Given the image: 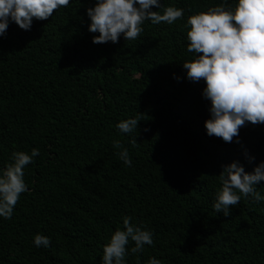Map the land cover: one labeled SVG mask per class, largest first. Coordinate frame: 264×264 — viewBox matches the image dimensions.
Returning <instances> with one entry per match:
<instances>
[{"label": "trees", "instance_id": "trees-1", "mask_svg": "<svg viewBox=\"0 0 264 264\" xmlns=\"http://www.w3.org/2000/svg\"><path fill=\"white\" fill-rule=\"evenodd\" d=\"M95 2L70 0L0 37V169L14 152L39 149L24 169L29 190L11 219L0 217V264H103L125 216L154 241L138 253L130 241L127 264H264V200L242 196L229 216L213 207L223 165L251 172L264 161V123L247 122L239 143L207 135L204 81H189L182 66L194 58L187 18L221 0H161L153 11L175 6L184 17L146 20L137 39L115 44L92 42L99 33L88 31L86 9ZM137 116V132L118 129ZM256 186L264 195V181ZM36 234L51 246L36 247Z\"/></svg>", "mask_w": 264, "mask_h": 264}, {"label": "clouds", "instance_id": "clouds-1", "mask_svg": "<svg viewBox=\"0 0 264 264\" xmlns=\"http://www.w3.org/2000/svg\"><path fill=\"white\" fill-rule=\"evenodd\" d=\"M70 0H0V37L6 35L11 22L23 30H31L33 20H47L55 10L67 7ZM163 7L161 0H96L86 9L90 19L88 31L99 33L92 42L118 43L120 37L135 40L143 31L146 20L153 24L166 22L172 25L184 17L185 10L175 6L164 8L163 14L153 11ZM187 50L194 58L182 63L189 81H204L202 96L210 101L209 118L205 120L206 134L239 143V130L247 122L264 123V0H221L187 18ZM179 79V77H177ZM140 117L121 120L117 127L123 133L137 132ZM136 140H133L135 143ZM119 158L132 165L130 153L119 141ZM39 149L31 154L18 151L12 154V163L0 169V217L11 219L14 208L28 186L24 169L34 162ZM248 159L254 160L249 156ZM222 183L213 205L217 213L231 215V206L243 197L259 202L264 195L257 184L264 181V161L251 172H246L239 161L222 166L219 174ZM131 216L123 218V229H117L103 248V264H127L130 241L132 253L142 252L152 245L153 233L141 224L133 223ZM36 247H50L51 238L42 234L34 236ZM148 264H161L155 257Z\"/></svg>", "mask_w": 264, "mask_h": 264}]
</instances>
